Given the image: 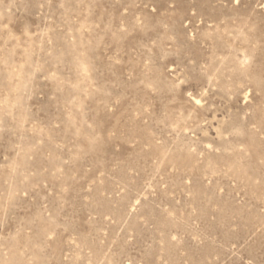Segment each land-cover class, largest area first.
Listing matches in <instances>:
<instances>
[{
	"label": "rangeland",
	"instance_id": "374dc122",
	"mask_svg": "<svg viewBox=\"0 0 264 264\" xmlns=\"http://www.w3.org/2000/svg\"><path fill=\"white\" fill-rule=\"evenodd\" d=\"M0 264H264V0H0Z\"/></svg>",
	"mask_w": 264,
	"mask_h": 264
}]
</instances>
